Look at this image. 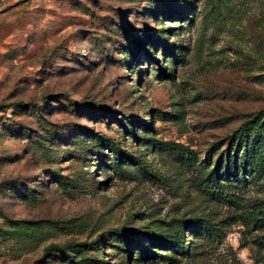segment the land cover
I'll list each match as a JSON object with an SVG mask.
<instances>
[{
	"label": "rangeland",
	"instance_id": "1",
	"mask_svg": "<svg viewBox=\"0 0 264 264\" xmlns=\"http://www.w3.org/2000/svg\"><path fill=\"white\" fill-rule=\"evenodd\" d=\"M239 224L264 264V0L7 1L0 264H239Z\"/></svg>",
	"mask_w": 264,
	"mask_h": 264
},
{
	"label": "clouds",
	"instance_id": "2",
	"mask_svg": "<svg viewBox=\"0 0 264 264\" xmlns=\"http://www.w3.org/2000/svg\"><path fill=\"white\" fill-rule=\"evenodd\" d=\"M154 192V199L158 200L162 192H160V190H154ZM244 231H246L245 226L243 224H239L232 231L228 232L220 245V250L226 254L227 251L231 249L235 252L236 259L239 261V264H255V261L252 258L251 248L247 246L241 247L240 245L242 233Z\"/></svg>",
	"mask_w": 264,
	"mask_h": 264
},
{
	"label": "built area",
	"instance_id": "3",
	"mask_svg": "<svg viewBox=\"0 0 264 264\" xmlns=\"http://www.w3.org/2000/svg\"><path fill=\"white\" fill-rule=\"evenodd\" d=\"M8 0H0V9L3 8Z\"/></svg>",
	"mask_w": 264,
	"mask_h": 264
},
{
	"label": "trees",
	"instance_id": "4",
	"mask_svg": "<svg viewBox=\"0 0 264 264\" xmlns=\"http://www.w3.org/2000/svg\"><path fill=\"white\" fill-rule=\"evenodd\" d=\"M12 105H15V106H22V103H20V102H15V103H13Z\"/></svg>",
	"mask_w": 264,
	"mask_h": 264
}]
</instances>
